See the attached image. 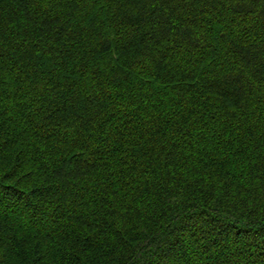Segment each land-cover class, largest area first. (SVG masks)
Instances as JSON below:
<instances>
[{
    "label": "trees",
    "instance_id": "trees-1",
    "mask_svg": "<svg viewBox=\"0 0 264 264\" xmlns=\"http://www.w3.org/2000/svg\"><path fill=\"white\" fill-rule=\"evenodd\" d=\"M0 264H264V0H0Z\"/></svg>",
    "mask_w": 264,
    "mask_h": 264
}]
</instances>
